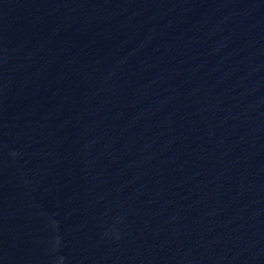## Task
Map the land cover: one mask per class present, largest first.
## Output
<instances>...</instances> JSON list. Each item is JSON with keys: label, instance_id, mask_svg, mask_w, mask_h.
Returning a JSON list of instances; mask_svg holds the SVG:
<instances>
[{"label": "water", "instance_id": "water-1", "mask_svg": "<svg viewBox=\"0 0 264 264\" xmlns=\"http://www.w3.org/2000/svg\"><path fill=\"white\" fill-rule=\"evenodd\" d=\"M0 264H264V0H0Z\"/></svg>", "mask_w": 264, "mask_h": 264}]
</instances>
